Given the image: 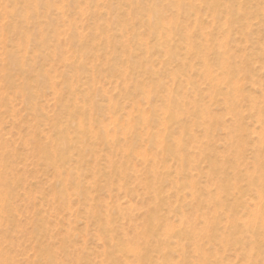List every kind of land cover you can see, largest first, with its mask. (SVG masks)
Here are the masks:
<instances>
[{"label":"rangeland","instance_id":"obj_1","mask_svg":"<svg viewBox=\"0 0 264 264\" xmlns=\"http://www.w3.org/2000/svg\"><path fill=\"white\" fill-rule=\"evenodd\" d=\"M82 1L83 0H75V2L73 0H52V4L54 2L55 3L52 5L51 12L53 11L54 13L52 12L51 14V16H53V21L51 26L48 28L49 30H47V28L46 30L42 28L43 24L45 23L44 18L40 17L36 20L38 23H40V28L36 33V39L38 40V38L41 37L42 33H45L49 39L48 50L44 49V55L46 56H44V58H40L37 56L35 57L32 46H30L29 50L24 49V51H26L27 56H29L28 58L30 62L32 60L35 61L36 67H40L43 72L48 74L47 81L45 82V84L38 87V91L33 101V103H35L42 110V114L44 116L43 121H37V119L34 118L28 108L23 104L22 97H20V94L16 95L12 90L8 91V89L4 87V84L1 80V76L3 73V71H1V67L3 66V62L5 60V52L7 50H10L13 45H17V39L3 31V25L9 22L8 18L6 17V14L4 16L5 12L3 11L9 10L12 7V4L7 0H0V10L3 9L0 12L2 13V15L0 14V100L4 102L3 106L0 104V150L2 149L4 150V152L8 153V164H10L11 166V172L13 171L12 174H15L13 178L16 182L14 186V201H12L14 202L13 205H15L13 206V210L11 212L10 221L0 219V232L2 233V236L0 233V252L2 251V254L4 253L8 256L9 262L11 259V264H125V261L129 262L127 264H140L136 254L130 255L125 258L124 254L120 253V249L121 247H124V243L130 245L129 243L133 244L136 242V240L138 242L137 236L139 238V242L141 241V236L143 237V227H145V223L147 220L146 216L148 214L149 209L153 207L152 202H149L151 201L149 196L147 194L145 195L146 191L143 185L140 184V180H142L147 174L145 160L150 161V163H153L154 165H152L157 168V171L159 173L162 172L161 169L164 168L163 162H166L164 164H166V166L169 168H166L167 172L170 175L172 174V176L174 177V179L172 176L170 178H172L173 180H175V178L176 180L181 179V176L177 174V169L179 168V165L176 161V158L163 153L160 146L151 147L148 145L150 144L148 136L149 133H153L154 137L158 139V133L162 135L160 131L162 130V133H164L163 129L164 131L167 129L164 124L165 122L161 121L163 125L160 127H156L158 125L151 126L150 121H143L142 123H138L139 129L137 131V135L132 133L130 130H127L129 127L127 124L130 123V120L133 117H147L148 115H150L148 112L150 111V108L153 107V105H155L154 107H156V110H158L157 115L159 116V119L163 120L164 118V115L161 110L162 107H159L162 106V102L160 101V99H152V103L150 102V104H148V101L150 100H148L145 96H143L140 92L138 93L137 91V93L141 94L142 96L138 95L135 91V84L137 83L142 85L144 84V86L146 87L145 90L149 91L150 87L153 85V82H155L154 75L147 70L150 68L151 65V68H156V70L159 68L157 71H159V75H161L159 76V79L160 81H162V87L160 86L161 89L157 90L156 94H161L162 96H164V89L168 86L167 88H173L172 91H176L179 93V95H182L180 97H182L185 104L188 105V107L185 106V115L182 116V125L183 127L184 124L186 125V135H184V138L181 137L180 130L177 124V130L175 128V124H172L173 127L167 126L168 129L166 130L168 131L170 129V131L172 130V133L174 132V135L172 134L171 138L167 141L168 143H166L168 145L171 144L170 146L172 147V142L169 141L176 139L179 136V140H173L174 144L172 148L175 151L180 150L178 153H180L184 157L187 156L185 157V159L189 160L192 164V166L190 165L189 167H186L188 169H186V176L188 175L190 177L189 178L187 176L186 179L189 178L191 180V178L193 177L192 180L199 181H195L196 183L200 184L199 187L209 188L212 193L218 191L217 186L214 183L215 178L228 179V181L231 178L232 180H230V183L233 180V182H237L241 187V192L243 191L242 197H244L241 199L244 200L243 202L245 203L246 208L242 205V208H238L240 210L237 209V213L235 216L238 219V224L240 223L239 226L243 225L244 228V225L249 219L248 215H250L252 211L254 212V210H259L261 208L256 207V204H258L259 199L250 191V186L247 181V178L250 172L251 177L253 176L252 174H254L255 176L257 172L255 167L257 168V166H261V164L263 165L261 166V168L263 169L264 167V152L261 151V148H263L264 145V0H230L231 3H233V8L235 10H239V13L234 16V18H237H233L234 20L232 25L225 14V6L227 5V3L224 4L225 6L223 5L225 0L220 1L221 10L217 14H214L209 8V6H207V4L205 5L207 6L206 8L205 6H199L200 8L197 9L198 11L196 13L199 12V16L201 15V21L200 23H197L198 25L196 24V19L194 21V18L196 17L194 14L195 12H189V14L185 16L183 14L178 15L179 18L174 17V19L177 20L173 21H175L174 23L179 29L178 34L173 35V38L175 40L174 48L178 50L181 55V59H184L185 62L188 63L187 65H190V67H187L186 65L185 67H182L180 69V64L182 63H179V61H166L165 64V62L163 61L165 59L164 53L162 51H159L158 48L154 49L152 51V55H149V57L143 54L142 51L140 53L136 50L138 56H136L137 58H135L134 61H137V65L139 68L141 67V70L136 66V71H133L136 73L135 75L131 70H128L127 63H125V61L110 60L113 56H124V54L122 53L124 52V50L122 49V51L121 49H111L107 47V45H105L101 40V38H104L105 36L104 33L110 35V37L112 33V37L119 44L124 46L128 43V40L131 37L129 38L126 32L130 33V28H126L127 30H124L121 27L120 31L118 29L119 23L118 21H115L118 19V17L123 18V20L130 19L128 15L129 12H127V9L129 8L128 4L124 3V1L122 0V7H120L118 6L119 0H105L98 1L97 6H88L86 2H84L86 4L85 5L82 3ZM69 2L70 5L68 9V7H66V3ZM110 4H112L115 9ZM125 5H127L128 8ZM110 6L112 8H110ZM103 8L106 10H103ZM55 12H57V16ZM172 12L173 11H171L170 9L167 10L164 8L162 9V12L160 11L159 18L162 19L164 23L168 25L173 18V14H175L174 12ZM244 12L245 14H243ZM93 14L94 16H92ZM100 14L103 16H101ZM134 20L135 19H132L131 22L128 21L129 24L127 27L133 24L134 28H137V31L139 30L140 32L142 29L141 34L143 33V35H145L144 33L147 28L145 29V26L141 24L142 21L136 20V22H133ZM110 22L112 25L110 24ZM102 24L104 26H102ZM113 24L115 27L113 26ZM121 25L122 23L120 24V26ZM89 26L91 27L89 28ZM196 26H198L199 28ZM242 26L244 27V29L247 30H244ZM99 27L101 28L99 29ZM91 28L93 30H91ZM109 28L110 30H113L110 31ZM73 29H75L76 31H74L77 32V34L79 35L78 40L84 43L85 49V44H88V50L93 43L92 55L87 54L88 56L86 55L82 58L74 56V50L77 51V54H79L78 50H80L81 48H75V46H72L70 43L69 32H71V30ZM64 30L66 31V33ZM198 30L201 33H199ZM90 33H93V37L95 36L97 39L96 41L90 40ZM197 33L201 34L202 37L198 36L197 38ZM182 35L184 36V39L183 41L180 40L178 44L177 41L179 40L176 41V39H180ZM146 36L147 35L142 37L143 43H153V41L150 39L148 40V36ZM194 44L199 46L198 48L200 49V51L198 54H196L197 52L194 53L195 50L192 48V45ZM59 46L60 50L55 51V48ZM179 48L182 49L180 50ZM133 49L134 48H132V50ZM202 49H204L203 58L211 61V63L212 61L215 63L214 60L216 57L214 56H217V52L225 54L223 55V57L226 59L228 56L229 59H227L228 61H226V63L228 62L226 64L227 70L226 68L225 70H221L222 68L218 67L219 65H215L216 63H212L210 67L211 70H213V75L223 81L221 88L226 89V87L224 86L226 85L227 80L230 79H232L234 86H238L239 91L243 96H241L242 99L240 98L239 101L236 100L237 102L235 106L237 109L236 111L240 113L239 115H233V112L231 110L232 105H228V103L224 101L222 96H218L219 98L217 96L212 97L211 93H213V90L210 91V89L212 88H210V85L206 83L207 81H204L205 77L202 72L203 67L201 65L200 60L198 59V57L202 53ZM146 57L148 58V62L146 61L147 64L146 62H144L146 60ZM149 61L153 62L150 63ZM73 62L76 63V66H81V68H84L83 70L85 72L83 71V74H76L74 71H71L68 66L70 64H73ZM114 62L116 63L115 67L113 66ZM161 62L164 66H161ZM141 64H144L145 66L143 65V67ZM191 66L193 68H191ZM212 66L215 67L213 68ZM195 68L198 70H196ZM169 71L172 73V76H170L171 73H169ZM173 71L177 74V76L173 75ZM126 73L128 78L126 77L127 81L124 82L123 79L125 78L124 75ZM180 73L182 76L184 75V77H182L181 75L180 77L178 75ZM200 74H202V76ZM129 75H134L135 78L134 76L132 77ZM89 76L91 77L89 78ZM173 76L177 78L176 82H173ZM129 77H131V81ZM186 79L187 82H185ZM17 82L18 81H16V83ZM189 82H193V84L195 83L194 85L197 84V89H202L201 91H204L203 93L201 92V95L200 93L197 95L198 97L200 96L199 98L197 96H194L195 94H193L195 93L194 89H196V87L193 89L191 87L192 85H189ZM125 84L128 86H126ZM53 86H55L56 88ZM124 86L128 87L127 92L125 91ZM73 87L74 89L71 90ZM53 89L55 90L53 91ZM192 89L194 92L191 91ZM207 90L210 93H207ZM159 91H161V93H159ZM73 93H76L74 98L78 99H80V97H83V94H94V101H96V103L99 105V110L95 111L96 108H93V111H87L88 113H85V117H88L89 121L87 119L85 120L84 116L81 117L80 115L74 118L75 122H78V120L84 118L83 121L85 120V122L91 123V127L93 128V138H85L84 140V144H87L86 146L88 148L81 147V143L78 144L76 138L77 132L68 124V122H66L68 116L66 115L65 111L61 110V106L58 101L61 96L64 99L66 97L73 98ZM129 95L131 96V98ZM153 96L154 95H151L150 97ZM212 98L214 100H212ZM136 100L138 101V103ZM195 100L199 101V104L203 103V106L205 105V107L209 110V114L211 112V116H209L210 119L212 117V122L208 119L204 122V126H200L201 124H195L198 121L194 123L195 120L193 117H191V111L193 110L191 106H193ZM76 102L78 101L76 100ZM133 102L137 103V109L141 108L140 110L142 113L144 112L143 114L140 113V111L137 114L138 110L132 108L134 105ZM109 103H112L113 105L117 106H114L112 107V109H109ZM205 103L207 104V106ZM253 104L255 105L253 106ZM161 115H163V118H161ZM117 117L120 119H116V122L115 118ZM214 120L217 124L214 123ZM57 121L59 124L57 125V127L59 126L58 129L61 133L60 136H63L66 139L70 138L73 141L72 147L70 148L71 152L68 151L69 153H67L69 159H66L64 168L66 167L65 169L67 170L73 169L74 171H79L77 173L79 174V179L81 182V187H79L80 190L74 188L69 184L65 172L67 170L63 169L62 171L59 168L60 164L45 162L41 157L40 148L43 145L51 146L50 139H52V137L55 138L56 136H59L57 134L58 129H56L55 127ZM193 123L195 125H193ZM206 124L209 125V131L207 132H205L204 129L206 127ZM173 130L179 131L175 132ZM99 135L106 136V139H101ZM235 135L237 137H235ZM257 136H259L260 138ZM193 138L195 139L194 141ZM125 139L126 141H124ZM180 139L182 146L177 148L175 147V144L177 141H180ZM236 139L243 141V143L237 141ZM236 142H240V144H236ZM40 143L42 144L39 145ZM43 143H45L46 145ZM199 146H201V148H199ZM203 149H206L207 152H204ZM196 150L198 151L196 152ZM201 150H203L204 154L202 152H199ZM124 154L128 155V158L130 159V165L132 166H128L127 173L129 176H111L108 162L113 161L116 164H119L120 162L121 164L123 161L122 155ZM202 155H204V157L206 158H204ZM259 155H261V158L263 159L259 158ZM211 163L213 166L217 164L216 167L214 166V171L217 170L215 175L213 173V170L209 171ZM133 166L136 167L135 170L137 172L134 171ZM238 171L240 172V174L238 173ZM263 171L264 169L262 170V172ZM211 172L212 174H210ZM189 173H191V176ZM136 176L137 180L135 178ZM240 177L241 181H238L240 180ZM212 179H214L213 182ZM183 180L185 181V179L182 178L180 180V183L183 182ZM241 182H243V184ZM159 189L162 190L161 195L165 198V200H167L166 202L171 203V207H173V209L179 206L178 201L182 202V199L184 201L185 207L183 211L185 215V221L183 220V216V226L178 225L180 224V220L178 219V216H176V214L170 209L165 208L163 209V211H161V217L163 216L161 220L166 221L170 224V226H176L175 228L178 227L177 229H180L182 226L185 230L189 231V229L186 228V224H189L190 227L192 226V224H198L197 226H202L206 220V222L208 223L209 220L210 222L214 221V216L210 211L215 209V207H212L214 205L211 204V202H208L205 207H203L204 211H201L203 212V214H199V212H195L196 209H193V207H191L189 198L190 196H188L189 194L186 192V190L181 193L183 194V198L182 195L180 196L179 194V199L181 197L180 201L177 197L178 194H175V192L171 189L169 183L164 184V186L162 185V187H159ZM79 192H81L80 195L78 194ZM174 195L175 197H173ZM216 195H220L222 200L225 199V196H223V194H219V192H217ZM59 196H62L63 199H60ZM228 201L229 203L232 202L231 199ZM185 202L187 205L185 204ZM224 211H221V214L218 213L220 215L219 220H222L219 221V227L221 230L226 226V221L228 220L226 219L228 218L227 215V217L225 218L226 213H224ZM218 212H220V209H218ZM187 214L190 216H188ZM191 215L194 216V218ZM108 216H111V218ZM106 218H108L110 222L106 227L105 234H102L99 229V224L100 222H104ZM195 218L197 219V221L195 220ZM186 220H189L191 224ZM243 228L241 230H243ZM244 233L246 235H243L244 238H241L242 242L245 245L242 246L243 248L246 246L245 249L248 247L247 251H244L242 246H240L241 244L238 247V245L227 243V245H230V247L228 248H226V245L222 246L220 244L222 248H224L225 246V248L228 249L226 251L225 248H219L220 245L217 246V243L214 246L213 244L215 243L207 242L206 239H204L205 241L202 240V242H206V245L204 246L206 249L208 248V251L211 250L213 254L215 253L217 255L215 256L214 254V257H217L216 261H218L219 259L221 260V262L218 261L219 263L217 262V264H247L246 257L243 258L241 256L245 252H250L248 251L250 250V245H248L247 243H250L252 241V238L250 235H247L246 232ZM224 236L227 235L224 234ZM223 238L227 240V237ZM109 241L117 246L118 251L113 250L112 253H109L108 250L105 249L106 247H108L107 245H109ZM175 241L178 242L175 239L170 240V244L173 243V251H175L178 246ZM187 243L188 242H184V247L187 252H189V254L192 253L191 255H193L194 253L192 250L194 246L192 245V243L189 244L190 242L188 244ZM263 243L261 245L262 247H264ZM118 244H120V246H118ZM130 249H134V247L130 245ZM178 249L179 248H177L176 250ZM261 250L262 255H264V248ZM238 252H241L243 254H241L240 256V254H237ZM178 254L179 252H173L170 258V264L178 263H173L174 261L179 260V257H177L179 256ZM220 255L222 256L221 258ZM1 256L3 257V255ZM214 257L211 258L212 261H214ZM155 258L156 257L154 256V259ZM241 258L243 260H241ZM172 259H174V261ZM244 260L245 262H243Z\"/></svg>","mask_w":264,"mask_h":264},{"label":"bare ground","instance_id":"obj_2","mask_svg":"<svg viewBox=\"0 0 264 264\" xmlns=\"http://www.w3.org/2000/svg\"><path fill=\"white\" fill-rule=\"evenodd\" d=\"M8 2H11L12 4V7L9 9V10H6V11H3L5 12L4 13V16L6 14V17L8 18L9 22H5L6 24L3 25V31H5L8 35L10 36H13L17 39V45H13L11 47L10 50H7L5 52V60L3 62V66L1 67V71H3L2 73V76H1V80L4 84V87L6 89L9 90H12L14 91V93L16 95L20 94V97H22V102L23 104L28 108V110L32 113V115L34 116V118L37 119V121H43V114H42V110L35 104L33 103L34 99H35V96H36V93L38 91V87H40L41 85L45 84V82L47 81V78H48V74L43 72L42 69H40V67H36V62L35 61H31L29 60V56H27L26 54V51L25 50H29L30 46L33 47V53L35 54V57H40V58H44V49L45 50H48V43H49V39L48 37L46 36L45 33H42L41 37L38 38V40L36 39V33L38 32V29L40 28V23H38L36 20L39 19L40 17L44 18L45 20V23L43 24V27L45 30L47 28V30H49L48 28L51 26L52 24V21H53V16H51L52 12V5L55 3L52 4V0H7ZM75 2V0H73ZM98 1H105V0H83L82 3L85 4L84 2H86V4L88 6H97L98 5ZM118 1V0H117ZM124 3L128 4L129 8L127 7V5H125L128 9L127 12L130 19L129 20H123V18H119L117 20H115L116 22L118 21L119 23V27L118 29L120 30L121 27L122 29L124 30H127L126 28H130V33L126 32L129 36V40H128V43L126 45H121L119 44L113 37H112V33H111V37L110 35H107L106 33L104 38H101V40L103 41V43L105 45H107V47L109 48H113V49H118V50H124V52H122L124 54V56H119L118 54V57H111L112 59L110 60H114V61H125V63H127V67H128V70H131L132 72L138 67L137 65V61L135 62V58H137L136 56H138V54L136 53V50L139 51L141 53V51L143 52V54L147 55L149 57V55H152V51L156 48H158L159 51H162L164 53V62L166 64V61H179V63H182L180 64L181 67H185L188 63L185 62V60L181 59V55L180 53L178 52V50H176L174 48L175 46V40L173 38V35H177L178 32H179V29L176 27L175 25V21L173 20H177V19H174V17L176 18H179L178 15H181L183 14L184 16L189 14V12H195V18H194V21L196 19V24L197 23H200L201 19H200V16H199V12L196 13L201 6H205L207 4V6H209V8L212 10V12L214 14H217L221 9V3L220 1L221 0H123ZM199 1V2H197ZM3 2V1H2ZM63 2V1H62ZM197 2V3H196ZM100 3V2H99ZM117 3V2H116ZM121 3H122V0H119V4L118 6L122 7L121 6ZM227 3V5L225 6L224 4ZM1 4V3H0ZM59 4V3H58ZM81 4V3H80ZM85 4V5H86ZM104 4V3H103ZM62 5V4H60ZM69 5H70V2L69 3H66V7H68L69 9ZM78 5V4H77ZM112 7L113 5L110 4ZM223 5L225 6V14L227 16V19L229 20V22L233 23V20L237 17L234 18V16H236L238 13H239V10H235L233 7V3H231L230 0H225V2L223 3ZM235 5V3H234ZM3 6V5H2ZM79 6V5H78ZM110 6V8H112ZM115 6V5H114ZM117 6V7H118ZM200 6V7H199ZM205 6V8L207 7ZM4 7V6H3ZM59 7V6H57ZM61 7V6H60ZM77 7V6H76ZM105 7V6H104ZM161 7V8H160ZM236 7V6H235ZM79 8V7H78ZM114 8V7H113ZM170 9L171 11H173L175 14H173V18L172 20L169 22V24H165L164 21L162 19L159 18V15H160V11L162 12V9ZM223 8V7H222ZM237 8V7H236ZM239 8V7H238ZM60 9V8H59ZM67 9V8H66ZM76 9V8H75ZM84 9V8H83ZM86 9V8H85ZM115 9V8H114ZM3 9L0 10V12L2 11ZM41 10V11H40ZM99 10V8H98ZM97 10V11H98ZM103 10H106L103 8ZM111 10V9H110ZM40 11V12H39ZM62 11V10H61ZM84 11V10H83ZM82 11V12H83ZM92 11V10H91ZM96 12V11H95ZM94 12V13H95ZM172 12V13H173ZM54 13V12H53ZM57 12H55L56 14ZM102 13V12H101ZM112 13V12H111ZM2 15V13H0ZM79 14V13H77ZM92 14V13H91ZM193 14V15H194ZM245 14V12L243 13ZM62 15V14H61ZM83 15V14H82ZM90 15V14H89ZM101 15V14H100ZM106 15V14H105ZM55 16V15H54ZM57 16V14H56ZM59 16V15H58ZM64 16V15H63ZM77 16V15H76ZM81 16V15H80ZM94 16V14L92 15ZM97 16V15H96ZM103 16V15H101ZM116 16V15H115ZM118 16V15H117ZM140 16V17H139ZM245 16V15H244ZM243 16V17H244ZM2 17V16H1ZM60 17V16H59ZM124 17V16H123ZM41 18V19H42ZM63 18V17H62ZM81 18V17H80ZM99 18V17H98ZM116 18V17H115ZM114 18V19H115ZM226 18V17H225ZM234 18V19H233ZM239 18V17H238ZM2 19V18H1ZM5 19V17H4ZM61 19V18H60ZM109 19V18H108ZM122 19V20H120ZM132 19H135L133 22H136V20L138 21H142V25L145 26V29L147 28V30H145V35H147L146 37L148 38V40H152L153 43H150V42H147V43H143L142 41V37L145 36L143 35V33L141 34L142 32V29L141 31L139 32V30L137 31L136 29L137 28H134V25L131 24L129 27L128 26V21L131 22ZM243 19V18H242ZM250 19V18H249ZM78 20V19H77ZM110 20V19H109ZM112 20V19H111ZM82 21V20H81ZM127 21V22H126ZM246 21V20H245ZM99 22V21H98ZM107 22V21H106ZM112 22V21H111ZM110 22V24H111ZM114 22V21H113ZM132 22V23H133ZM243 22V21H242ZM122 23V25L120 26V24ZM127 23V24H125ZM140 23V22H138ZM194 23V22H193ZM64 24H67V23H64ZM99 24V23H98ZM105 24V23H104ZM108 24V23H107ZM117 24V23H115ZM112 25V24H111ZM140 25V24H139ZM198 25V24H197ZM239 25V24H238ZM244 25V23H243ZM251 25V24H250ZM76 26V25H75ZM102 26H104L102 24ZM108 26V25H106ZM114 26V24H113ZM112 26V27H113ZM195 26V25H194ZM1 27V26H0ZM65 27V26H64ZM91 26H89L90 28ZM115 27V26H114ZM143 27V26H142ZM198 27V26H196ZM243 27V26H242ZM246 27V26H245ZM250 27V26H249ZM60 28V27H59ZM57 28V29H59ZM66 28V27H65ZM76 28V27H75ZM78 28V27H77ZM101 27H99L100 29ZM106 28V27H105ZM195 28V27H194ZM199 28V27H198ZM197 28V29H198ZM43 29V31H44ZM68 29V28H67ZM98 29V28H97ZM112 29V28H111ZM140 29V28H139ZM244 29V27H243ZM75 29L71 30V32H69V40H70V43L72 46H75L76 47H80L81 49L78 50V53L77 54V51L74 50L73 54L75 57H80L82 58L83 56H86L87 54H91L93 53V43L92 45L90 46V48L87 50V48L89 47L88 44L86 46V49L84 48V43L79 39V35L77 34V32L74 31ZM91 30H93L91 28ZM110 30V28H109ZM108 30V31H109ZM113 30V29H112ZM110 30V31H112ZM115 30V29H114ZM116 30H117V27H116ZM202 30V29H201ZM200 30V31H201ZM241 30V29H240ZM244 30H247V29H244ZM58 31V30H57ZM65 31V30H64ZM83 31V30H82ZM121 31V30H120ZM249 31V30H248ZM92 32V31H91ZM144 32V31H143ZM195 32V31H194ZM199 32V30H198ZM59 33V32H58ZM57 33V34H58ZM66 33V31H65ZM84 33V32H82ZM81 33V34H82ZM89 33V32H88ZM87 33V35H88ZM201 33V32H199ZM60 34V33H59ZM80 34V32H79ZM196 34V33H195ZM62 35V34H61ZM188 36V35H187ZM199 37H202L201 34H198L197 33V38ZM89 37V36H88ZM90 37L91 39L90 40H93V41H96V37L94 36L93 37V33H90ZM3 39V37H2ZM63 39V38H62ZM184 39V36L182 35L180 37V39H176L179 40L177 41L178 44L181 41H183ZM55 40V39H54ZM89 40V41H90ZM58 41V39H57ZM197 41V40H196ZM63 42V41H62ZM66 42V41H65ZM88 42V41H87ZM194 42V41H193ZM91 44V43H90ZM89 44V45H90ZM62 45V44H61ZM67 45V44H66ZM63 46V45H62ZM88 46V47H87ZM199 46L194 44L192 45V48L195 50L194 53L198 54L200 49L198 48ZM132 48H134L132 50ZM186 48V47H185ZM85 49V50H84ZM180 49V48H179ZM182 49V48H181ZM180 49V50H181ZM60 50V46L59 47H56L55 48V51H59ZM84 50V51H82ZM122 50V51H123ZM220 50V49H218ZM217 51V50H216ZM181 52V51H180ZM203 52H204V49H202V53L201 55L198 57V59L200 60L201 62V65L203 67V75L205 77V80L204 81H207L206 83H208V85H210L209 87L212 88L210 89L213 90V93L212 94V97H218V96H222L224 101H226L228 103V105H232V112H233V115L235 114L236 116L239 115L240 113H238V111H236V102L239 101V99L241 98V93L239 91V88L238 86L236 87V85L234 86V83L232 82V79L230 80H227L226 82V85L224 87H226V89H223L221 88L222 87V80L221 79H218L216 78V76L213 75V70H211V67L210 65L212 63H214L212 61H209L205 58H203ZM224 52V51H223ZM185 53V52H184ZM31 54V53H29ZM59 54V52H58ZM64 54V53H63ZM186 54V53H185ZM217 56H214L216 57L215 58V65H219L218 67H221L220 69L221 70H227V66L226 64V61H228L227 59L228 56H227V59L223 57V55L225 54H222L220 52H217L216 53ZM2 55V54H1ZM116 55V56H117ZM228 55V54H227ZM88 56V55H87ZM1 57V56H0ZM205 57V55H204ZM90 58V57H89ZM151 58V57H150ZM66 59V57H65ZM214 59V58H213ZM35 60V59H34ZM64 60V59H63ZM62 60V61H63ZM86 60V59H85ZM137 60V59H136ZM158 60V59H157ZM2 61V60H1ZM143 61V60H142ZM148 62V58L146 57V60L144 62ZM146 62V64H147ZM150 63H152L151 61H149ZM158 62V61H156ZM155 62V63H156ZM199 62V64H200ZM232 62V61H231ZM134 63V64H133ZM162 63V62H161ZM191 63V62H190ZM189 63V64H190ZM115 62L113 64V66L115 67ZM138 64H139V61H138ZM149 64V63H148ZM158 64V63H157ZM168 64V63H167ZM198 64V65H199ZM142 65V64H141ZM140 65V66H141ZM144 65V64H143ZM142 65V66H143ZM137 66V68H136ZM145 66V65H144ZM143 66V67H144ZM152 66V65H151ZM150 68L147 69L148 71H150L153 75H154V79H155V82H153V85L150 87L149 91L148 90H145L146 87L144 86V84H135V91L137 93L140 92L143 96H145L148 100L150 104V102L152 103V99H157L162 102V106H159V107H162V113L164 115V118H163V115H161V118H163V120L159 119V116L157 115V111L156 110V107H154L155 105H153L152 108H150V111L148 112L150 115H146L147 117H143V116H137L136 118L133 117L131 120H130V123H128L127 125L129 126L127 130H130L132 133H134L135 135L138 134V123H142L143 121L144 122H147V121H150V124L151 126H154V125H158L156 127H160L162 126V122H165V127L168 129L169 126L173 127L172 124H176L178 125V128L180 130V135L182 138H184V135H186V125L184 124V127L182 125V116L185 115V106L188 107V105L185 104V102L183 101V98L180 97L182 95H179L178 92L176 91H172V89L170 88H165V95L162 96L161 94H156L157 93V90H160L161 89V82L160 81V77L161 75H159V71L156 70V68ZM161 66H164L163 63ZM234 66V65H233ZM69 69H71V71H74L76 74H83V69L84 68H81V66H76V63L73 62V64H70L69 66ZM82 67H83V64H82ZM93 67V65H92ZM142 67V68H143ZM149 67V66H148ZM168 67V66H167ZM165 67V68H167ZM187 67H190V65H187ZM213 67V66H212ZM215 67V66H214ZM213 67V68H214ZM237 67V66H236ZM97 68V67H96ZM136 68V69H135ZM160 68H163V67H160ZM169 68V67H168ZM191 68H193L191 66ZM52 69V68H51ZM141 70V67L139 68ZM144 69V68H143ZM155 69V70H154ZM171 69V68H170ZM169 69V70H170ZM196 69V68H195ZM230 69V68H229ZM176 70V69H175ZM186 70V69H185ZM198 70V69H196ZM138 71V70H137ZM238 71V70H237ZM236 71V72H237ZM85 72V71H84ZM130 72V71H129ZM139 72V71H138ZM144 72V71H142ZM158 72V73H157ZM161 72V71H160ZM167 72V71H165ZM181 72V71H180ZM201 72V73H202ZM240 72V71H239ZM131 73V72H130ZM134 75L136 74L135 72H133ZM169 73H171L169 71ZM168 73V74H169ZM178 73V71H177ZM224 73V72H223ZM228 73V72H227ZM1 74V73H0ZM186 74V73H185ZM199 74V73H198ZM51 75V74H50ZM133 75V76H134ZM139 75V74H138ZM167 75V74H166ZM173 75L177 76V74L173 71ZM179 76L181 75L178 74ZM202 76V74H200ZM238 75V74H236ZM129 76H132V75H129ZM132 76V77H133ZM141 76V75H140ZM172 76V73L171 75ZM182 76V75H181ZM180 76V77H181ZM53 77V76H52ZM77 77V76H76ZM87 77V76H86ZM91 76H89L90 78ZM124 79L123 81L126 82L127 81V73L124 75ZM127 77V78H126ZM163 77V76H162ZM174 77V76H173ZM172 77V78H173ZM178 77V78H180ZM184 77V75L182 76ZM203 77V78H204ZM131 77H129L130 79ZM135 78V76H134ZM175 78V77H174ZM174 78H173V82H176V79L175 78V81H174ZM52 79V78H51ZM153 79V80H154ZM165 79V78H164ZM183 79V78H182ZM202 79V78H201ZM136 80V79H135ZM163 80V79H162ZM172 80V79H171ZM225 80V79H224ZM16 81H18L16 83ZM51 81V80H50ZM129 81V80H128ZM131 81V79H130ZM164 81V80H163ZM230 81V82H228ZM136 82V81H135ZM187 82V79L186 81ZM235 82V81H234ZM1 83V82H0ZM128 83V82H127ZM130 83V82H129ZM178 83V82H177ZM182 83V82H181ZM205 83V84H206ZM233 83V85H232ZM236 83V82H235ZM50 84V83H49ZM192 85L191 87L194 89L196 87V89H194L195 94L194 96H197L199 93L201 95V92L203 93L204 91H201L202 89H197V84L194 85L193 82H189V85ZM224 84V83H223ZM54 85V84H53ZM92 85V84H91ZM120 85V84H119ZM126 85V84H125ZM163 85V84H162ZM165 85V84H164ZM188 85V84H187ZM188 85V86H189ZM118 86V85H117ZM128 86V85H126ZM161 86V87H160ZM178 86V85H177ZM181 86V85H180ZM55 87V86H53ZM59 87V86H58ZM69 87H72V86H69ZM67 87V88H69ZM116 87V86H115ZM125 87V86H124ZM189 87V88H191ZM56 88V87H55ZM179 88V87H178ZM182 88V87H181ZM199 88V87H198ZM208 88V87H207ZM4 89V88H3ZM52 89V88H50ZM71 89V88H70ZM69 89V90H70ZM74 87L71 89L73 90ZM76 89V87H75ZM193 89L191 91H193ZM55 89H53L54 91ZM123 90V89H122ZM163 90V92H164ZM176 90V89H174ZM125 91L127 92L128 91V87H125ZM134 91V90H133ZM181 91V90H179ZM193 91V92H194ZM57 92V91H56ZM55 92V93H56ZM162 92V93H163ZM209 91L207 90V93ZM87 93V92H86ZM97 93V92H96ZM135 93V94H136ZM137 93V94H138ZM159 93H161V91H159ZM185 93V92H184ZM183 93V94H184ZM210 93V92H209ZM89 94V93H88ZM85 95L83 94V97H80V99L78 98H74V96L76 95V93H73V98H69V97H66L65 99L62 98V96L58 99L59 101V104L61 106V110L62 111H65L66 112V115L68 116L67 117V120L66 122H68V124L74 128L77 132V141H78V144H80L81 147H87L85 144H84V140L85 138H93V128L91 127V123L89 122H85V120L89 119L88 117H85V113H88L90 111H93V108H96L95 111L99 110V105L96 103V101H94V98H95V95L94 94H90V95ZM141 94H138L140 96H142ZM134 95V94H133ZM132 95V96H133ZM151 95H154L153 97H150ZM11 96V95H10ZM9 96V97H10ZM130 96V95H129ZM203 96V95H202ZM201 96V98H202ZM206 96V95H205ZM8 97V98H9ZM19 97V98H20ZM128 97V96H127ZM198 97V96H197ZM200 97V96H199ZM198 97V98H199ZM243 97V96H242ZM7 98V99H8ZM11 98V97H10ZM106 98V97H105ZM131 98V96H130ZM138 98V97H137ZM219 98V97H218ZM217 98V99H218ZM249 98V97H248ZM121 99V98H120ZM133 99V98H132ZM197 99V98H196ZM210 99V98H209ZM242 99V98H241ZM76 100L78 102H76ZM123 100V99H122ZM135 100V98H134ZM144 100V99H143ZM194 100V98H193ZM212 100H214L212 98ZM237 100V101H236ZM1 101V100H0ZM9 101V100H8ZM98 101V100H97ZM108 101V100H107ZM110 101V100H109ZM133 101V100H132ZM137 101V100H136ZM147 101V100H146ZM187 101V100H186ZM208 101V100H207ZM247 101V100H246ZM80 102V103H79ZM131 102V101H130ZM143 102V101H142ZM155 102V101H154ZM189 102V101H188ZM191 102V101H190ZM197 102V103H195ZM195 102L193 103V106H191L193 108V110L191 111V117L194 118V123L195 124H201L200 126H202L204 124L205 121H207L208 119H210V116H211V112L209 114V110L205 107V105L203 106V103L202 104H199L200 102L195 100ZM199 102V103H198ZM225 102V103H226ZM253 102V101H252ZM134 105H133V109L135 110H138L137 111V114L138 112L140 111L141 112V108L140 109H137V103L133 102ZM132 103V104H133ZM224 103V104H225ZM226 103V104H227ZM239 103V102H238ZM237 103V104H238ZM249 103V102H248ZM0 104L3 106L4 105V102L1 101ZM39 104V103H38ZM127 104V103H126ZM189 104V103H187ZM206 104V103H205ZM251 104V102H250ZM42 105V104H40ZM227 105V106H228ZM255 104H253L254 106ZM109 109H112V107H114L115 105H113L112 103H109L108 105ZM117 106V105H116ZM115 106V107H116ZM135 106V107H134ZM207 106V104H206ZM226 106V108H227ZM106 107V106H105ZM229 107V106H228ZM118 108V107H117ZM101 109V108H100ZM114 109V108H113ZM116 109V108H115ZM143 109V108H142ZM190 109V107H189ZM229 110V109H228ZM239 110V109H238ZM88 111V112H87ZM160 111V110H159ZM187 111V109H186ZM113 112V111H111ZM230 112V111H229ZM110 113V112H109ZM139 113V114H140ZM144 113V112H143ZM142 113V114H143ZM187 113V112H186ZM14 114V113H13ZM47 114V113H46ZM60 114V113H59ZM64 114V113H63ZM62 114V115H63ZM116 114V113H115ZM80 115L81 117L84 116L85 120L83 121V119H80L78 120V122H75V117ZM210 115V116H209ZM232 115V114H231ZM232 115V116H233ZM89 116V115H87ZM189 116V115H188ZM214 116V115H213ZM59 117V116H58ZM65 117V115H64ZM113 117V116H112ZM215 117V116H214ZM80 118V117H79ZM185 118V117H184ZM15 119V118H14ZM77 119V118H76ZM118 120L120 118H115V120ZM217 119V118H216ZM10 120V119H9ZM64 120V119H63ZM116 120V122H117ZM190 120V119H189ZM89 121V120H88ZM215 121V120H214ZM234 121V120H233ZM264 121V120H263ZM192 122V121H191ZM209 122V121H208ZM212 122V120H211ZM210 122V123H211ZM218 122V120H217ZM239 122V121H238ZM190 123V122H189ZM193 123V125H195ZM207 123V122H206ZM209 123V124H210ZM215 124L216 121L214 122ZM88 124V125H87ZM219 124V122H218ZM230 124V123H229ZM236 124V123H235ZM58 124V121L57 123L55 124V127L56 129L59 128V126L57 127ZM118 125V124H116ZM191 125V124H190ZM205 125V124H204ZM203 125V126H204ZM241 125V124H240ZM46 126V125H45ZM115 126V125H114ZM149 126V125H148ZM147 126V127H148ZM168 126V127H167ZM174 126V127H175ZM214 126V125H212ZM220 126V124H219ZM239 126V125H238ZM264 126V125H263ZM211 127V126H210ZM223 127V126H222ZM35 128V127H34ZM43 128V127H42ZM176 130L178 129L177 126L175 127ZM201 128V127H200ZM215 128V127H214ZM234 128V127H233ZM50 129V128H49ZM141 129V128H140ZM166 129V130H167ZM173 129V128H172ZM188 129V128H187ZM203 129V128H201ZM205 129V132L209 131V125L206 124V127L204 128ZM203 129V130H204ZM223 129V128H222ZM239 129V128H238ZM74 130V131H75ZM143 130V129H142ZM164 131L163 129V132L162 133V130L160 131L162 135H160L158 133V139H156L154 137V134L152 133H149V143L148 144L149 146L151 147H161L163 153L165 154H168L169 156H172V157H175L176 158V161L178 162V165H179V170L177 169V174L181 176V179L184 178L185 181L183 180V182L180 183V180L181 179H177L172 176V174L170 175L168 172H167V169L168 168L166 166V162H163V165H164V170H162V172H158L157 171V168H155L153 165V163H150V161H147L145 160L146 162V167H147V174L145 175V177L140 180V184L143 185L146 193L145 195L147 194L150 198L151 201L149 202H152L153 204V207L149 209L148 211V214L146 216L147 220H146V223H145V227L144 230L142 231V234H143V237L141 236V241L139 242V238L137 236V239H138V242L136 240L135 243H129L130 245H132L134 247V249H130V245L124 243L123 246L124 247H121L120 249V253L121 254H124V257L127 258L128 256L130 255H133V254H136L137 258L139 259V263L140 264H170L171 263V256L173 254V252H179V260L177 261H174V259H172L174 262L173 263H176V264H217L218 261L221 262V260L219 259L218 257V261H216V258L214 257V254L212 253L211 250L210 253H211V256L214 257V261H212V257L210 256V253L208 251V248L206 249L204 245H206L205 243L202 242V240L206 239L207 242H213L215 244H213L214 246L216 245L217 243V246L218 245H226L228 247H230V243H232L233 245H239L242 246V245H245L243 242H242V238L243 235H246L244 232L247 233V235H250L251 238H252V241L250 243H247L248 245H250V252H245L244 254L241 253H237V254H243L241 257H246L247 259V264H259V263H263L264 264V255H262V250L264 247H262V243L264 242V179H263V172L262 170L263 169L261 168V166H263L261 164V166H257V168L255 167L256 169V174L254 176V174H252L253 176L251 177L250 176V173H249V170H248V183H249V188H250V191L252 192V194L256 195L257 198L259 199L258 200V204H256L257 206L256 207H261L259 210H254V212L252 213L251 211V214L248 215L249 216V219L248 221L246 222V224L244 225L245 227L243 228V225L242 226H239L240 223L238 224V219L237 217L235 216L236 213H237V209L238 208H242V205L245 207V203L243 202L244 200H242L241 198L242 197V194H243V191L241 192V187L239 186V184L237 182H231L230 183V180H232L230 178V180L228 181V179H216L215 178V181L214 183L216 184L217 186V192H219V194H223V196H225V199L222 200L221 199V196L220 195H216L217 192L215 193H212L211 190H209V188H201L199 187L200 184L196 183L195 181H198V180H191L187 178L186 176V171L188 170L186 167L188 166H192L191 162L187 159H185V157L187 156H183L181 155L180 153H178L180 150H177L175 151L172 147H173V140H176L178 139L179 140V136L178 138L176 139H173V140H170L169 142H172V147L170 145H168L167 141L171 138L172 134L174 135V132L172 133V130L170 131V129L168 131ZM176 130H173L175 132H178ZM191 130V129H190ZM233 130V129H232ZM188 131V130H187ZM240 131V130H239ZM54 132V131H53ZM150 132V130H149ZM232 132V131H231ZM242 132V131H241ZM55 133V132H54ZM189 133V132H188ZM57 134L59 136H56L55 138L52 137V139H50L51 141V146H42L40 149V154H41V157L43 158V160L45 162H51V163H58L60 164V169L63 171L64 170H67L64 168V164H65V161L66 159H69L68 156H67V153L71 152L70 148L72 147V144H73V141L68 138L66 139L65 137L63 136H60V131L59 129L57 130ZM68 135V134H67ZM211 135V134H210ZM101 137V139L104 138V140L106 139V136L104 135H99ZM239 136V135H238ZM241 136V135H240ZM68 137V136H67ZM176 137V135H175ZM235 137H237L235 135ZM259 137V136H257ZM209 138V137H208ZM233 138V137H232ZM250 138V137H249ZM260 138V137H259ZM186 139V138H185ZM190 139V138H189ZM43 140H46V139H43ZM195 139L193 138V141ZM197 140V139H196ZM237 140V139H236ZM251 140V139H250ZM264 140V138H263ZM38 141V140H37ZM76 141V143H77ZM126 141V139L124 140ZM192 141V140H191ZM234 141V140H233ZM237 141H240L243 143V141L241 140H237ZM167 142V143H166ZM198 142V141H197ZM240 142H236V144H240ZM263 142V141H262ZM193 143V142H192ZM253 143V142H252ZM261 143V142H260ZM42 143H40L39 145H41ZM45 144V143H43ZM75 144V143H74ZM84 144V145H83ZM89 144V143H88ZM209 144V142H208ZM5 145V144H4ZM10 145V144H9ZM46 145V144H45ZM203 145V144H202ZM182 146V143H181V139L180 141H177L176 144H175V147H181ZM236 146V145H235ZM234 146V147H235ZM245 146V145H244ZM10 147V146H9ZM156 147V148H157ZM203 147V146H202ZM240 147V146H238ZM255 147V146H254ZM3 148V147H2ZM88 148V147H87ZM110 148V147H109ZM199 148H201V146H199ZM198 148V149H199ZM263 148H264V145H263ZM263 148H261L260 150L264 152ZM39 149V147H38ZM112 149V148H111ZM113 150V149H112ZM204 152H207L206 149H203ZM203 150L199 151V152H203ZM206 150V151H205ZM237 150V149H236ZM69 151V152H68ZM198 150H196L197 152ZM243 151V149H242ZM211 152V151H210ZM260 152V151H259ZM162 153V154H163ZM189 153V152H188ZM201 153V154H202ZM243 153V152H242ZM196 154V153H195ZM261 154V153H260ZM264 154V153H263ZM11 155V154H10ZM189 155V154H188ZM160 156V154H159ZM200 156V155H199ZM204 157V155H202ZM208 156V154H207ZM242 156V155H241ZM263 156V155H262ZM238 157V156H237ZM81 158V157H80ZM206 158V157H204ZM241 158V157H240ZM259 158H261V155H259ZM120 159V158H119ZM255 159V158H254ZM263 159V158H261ZM80 160V159H79ZM121 160V159H120ZM122 163L120 164H116L115 162L113 161H110L108 162L109 164V168H110V174L111 176L113 177H126V176H129L128 175V166L130 165V159L128 158V155L127 154H124L122 155ZM206 160V159H205ZM234 160V159H233ZM236 160V159H235ZM240 160V159H239ZM260 160V159H258ZM243 161V160H242ZM79 162V161H78ZM207 162V161H206ZM236 162V161H235ZM253 162V161H252ZM262 162V160H261ZM202 163V162H201ZM251 163V162H250ZM263 163H264V160H263ZM153 164V165H152ZM198 164V163H196ZM254 164V163H253ZM217 165V164H216ZM216 165H214L216 167ZM256 165V163H255ZM254 165V166H255ZM13 166V165H12ZM131 166V165H130ZM197 166V165H196ZM214 166L210 165V170H215L214 169ZM234 166V165H233ZM239 166V165H238ZM237 166V167H238ZM132 167V166H131ZM134 167V166H133ZM178 167V166H177ZM55 168V167H54ZM106 168V167H105ZM130 168V167H129ZM136 167H134V171L137 172L135 170ZM222 168V167H221ZM69 169V168H68ZM107 169V168H106ZM133 169V168H132ZM169 169V168H168ZM187 169V170H186ZM218 169V168H216ZM231 169V168H229ZM233 169V168H232ZM59 170V169H58ZM221 170V169H220ZM225 170V169H224ZM56 171V169H55ZM61 171V172H62ZM131 171V170H129ZM208 171V170H207ZM212 171V172H213ZM217 171V170H216ZM216 171H214V175L216 173ZM219 171V170H218ZM236 171V169H235ZM255 171V170H253ZM13 172V171H12ZM11 172V166L10 164H8V153L7 152H4V150H0V219H4L5 221H10V217H11V212L13 210V203L12 201L13 198H14V186H15V180H14V175L12 174ZM66 172V175H67V178H68V182L71 186H73L74 188H77L79 189L80 184V179H79V174L77 172H79L78 170H67L65 171ZM145 172V170H144ZM212 172L210 174H212ZM108 173V172H107ZM176 173V172H175ZM188 173V172H187ZM202 173V172H201ZM232 173V172H231ZM238 173L240 174V172L238 171ZM242 173V172H241ZM65 174V173H63ZM81 174V173H80ZM109 174V173H108ZM132 174V173H131ZM135 174V173H133ZM190 176H191V173H189ZM94 176V175H93ZM138 176V175H137ZM137 176L135 177L136 180H137ZM173 177L170 178V177ZM194 176V175H193ZM228 176V175H227ZM238 176V175H237ZM141 177V176H139ZM239 177V176H238ZM250 177V178H249ZM107 178V177H106ZM112 178V177H111ZM234 179V178H233ZM246 179V178H245ZM64 180V179H63ZM134 180V179H133ZM135 180V181H136ZM214 179H212V182H213ZM236 180V179H235ZM110 181V180H109ZM139 181V180H138ZM238 181H241V177H240V180ZM199 182V181H198ZM229 182V183H228ZM170 184L171 186V189L175 192V194H178V199H179V194L180 196L182 195V198H183V193L185 190L186 192L189 194H187L188 196H190V205L191 207H193V209H196L195 212H199V214H203V212L201 211H204V208L205 205L209 202H211V204H213L214 206L212 207H215V209H213L212 211V215L214 216V221L210 222L209 220V223L205 221V223L202 225V226H197V225H193L190 227V225L186 224V228L189 229L188 230H185L183 226V223L185 221V215H184V201L182 199V202H179L178 201V205L176 208L173 209V207H171V203L169 202H166L167 200H165V198L161 195V192L162 190L159 189V187H162V185L164 186V184ZM243 184V182H241ZM240 183V184H241ZM211 184V183H209ZM208 185V184H207ZM213 185V183H212ZM166 186V185H165ZM206 186V185H204ZM215 187V186H214ZM164 188V187H163ZM211 188V187H210ZM248 188V189H249ZM80 190V189H79ZM161 190V191H160ZM165 191V190H164ZM249 191V190H248ZM214 192V191H213ZM246 192V191H245ZM81 192H79L78 194L80 195ZM164 193V192H163ZM248 193V192H247ZM174 194V193H172ZM171 194V196H172ZM245 194V193H244ZM89 195V194H88ZM167 195V194H166ZM251 195V194H250ZM84 196V195H83ZM220 196V197H219ZM249 196V195H248ZM60 199H63L62 196H59ZM170 197V196H169ZM168 197V198H169ZM175 197V195L173 196ZM85 198V197H84ZM172 198V197H171ZM249 198V197H248ZM252 198V197H251ZM256 198V199H257ZM181 199V197H180ZM179 199V200H180ZM186 199V198H185ZM232 200L231 203H229L228 200ZM149 200V199H148ZM177 201V200H176ZM181 201V200H180ZM254 201V200H252ZM171 202V201H170ZM244 203V204H243ZM252 203V202H251ZM186 204V202H185ZM248 204V202H247ZM246 204V205H247ZM255 204V203H253ZM187 205V204H186ZM208 206V205H207ZM217 206V207H216ZM248 206V205H247ZM189 207V206H188ZM252 207V206H251ZM16 208V207H15ZM170 209L172 212H174L176 214V216H178V219L180 220V224H177L181 226V228L183 229H177L175 228L176 226L172 227L173 225L170 226L169 223H167L166 221H163L161 220L162 217H161V211H163V209ZM246 208V207H245ZM210 209V207H209ZM218 209H220V212H218ZM257 209V208H256ZM208 210V209H206ZM226 212H225V211ZM240 210V209H238ZM246 210V209H245ZM251 210V209H250ZM188 211V210H186ZM194 211V210H193ZM208 211V212H209ZM224 211L225 214V218L228 216V219L226 222V226L221 230L219 225V221H222V220H219V214L218 213H222ZM247 211V210H246ZM201 212V213H200ZM207 213V212H206ZM205 213V214H206ZM223 213V215H224ZM239 213V212H238ZM166 214V213H165ZM169 214V213H168ZM186 214V213H185ZM191 214V213H190ZM210 214V213H209ZM188 215V214H187ZM207 215V214H206ZM205 215V216H206ZM227 215V216H226ZM247 215V214H246ZM166 216V215H165ZM184 216V221L182 220ZM190 216V215H188ZM187 216V217H188ZM192 216V215H191ZM201 216V215H200ZM198 216V217H200ZM208 216V215H207ZM222 216V215H221ZM238 216V214H237ZM111 218V216H108ZM194 218V216H192ZM197 217V216H196ZM202 217V216H201ZM210 217V216H209ZM177 218V217H176ZM192 218V219H193ZM204 218V217H203ZM206 218V217H205ZM212 218V217H211ZM188 219V218H187ZM190 219V218H189ZM3 220V221H4ZM167 220V218H166ZM169 220V219H168ZM178 220V221H179ZM195 220L197 221V219L195 218ZM242 220V219H241ZM190 223L189 220H186ZM204 221V220H203ZM240 221V220H239ZM246 221V220H244ZM1 222V220H0ZM110 222V220L108 218L105 219L104 222H100L99 224V229H100V232L102 234H105L106 232V227L108 225V223ZM169 222V221H168ZM241 222V221H240ZM175 223V224H176ZM193 223V222H192ZM199 223V222H198ZM176 224V225H177ZM191 224V223H190ZM222 224V223H221ZM244 224V223H243ZM189 226V227H188ZM222 226V225H221ZM243 230H241L242 228ZM247 229V230H246ZM114 230V229H113ZM1 233V232H0ZM244 233V234H243ZM250 233V234H249ZM101 234V235H102ZM189 234V235H188ZM191 234V235H190ZM224 234H226L227 236H224ZM1 236H2V233H1ZM223 237H227V240H225ZM244 238V237H243ZM4 239V238H2ZM177 240L178 242H176L178 244L177 248H179L178 250L175 249V251H173V248H172V244H170V240ZM225 240V241H223ZM251 240V239H250ZM205 241V240H204ZM247 241V240H246ZM249 241V240H248ZM184 242H190L189 244L192 243V245L194 246L193 247V255L189 254V252H187V250L185 249L184 247ZM187 243V244H188ZM227 243H229L227 245ZM209 244V243H208ZM211 244V243H210ZM231 244V245H232ZM221 245L219 246V248H222ZM264 245V243H263ZM108 247H106L105 249L108 250L109 253H112L113 250H116L118 251V248L115 244H112V242L109 241V245H107ZM118 246H120V244H118ZM176 246V245H175ZM213 246V247H214ZM208 247V245H207ZM237 247V246H235ZM246 247V246H245ZM245 247L242 248L244 249V251H247L248 247L245 249ZM262 247V248H261ZM212 248V247H211ZM216 248V247H215ZM225 248V246H224ZM222 248V249H224ZM225 250L227 251L228 249ZM241 248V247H240ZM241 248V249H242ZM218 249V248H217ZM237 249V248H236ZM216 250V249H215ZM214 250V251H215ZM230 250V249H229ZM224 251V250H223ZM233 251V249H232ZM238 251V250H237ZM4 252V251H3ZM213 254V255H212ZM3 255V257L1 256ZM154 256L156 257L154 259ZM215 256H217L215 254ZM239 256V257H240ZM211 257V258H210ZM222 256L220 255V258ZM238 257V256H237ZM10 259V258H9ZM177 259V258H176ZM240 259V258H239ZM245 259V260H246ZM241 260H243L241 258ZM245 260L243 262H245ZM10 262H11V259H10ZM8 260V256L5 255L4 253L2 254V251L0 252V264H11ZM224 262V261H223ZM125 264L129 263L128 261H125L124 262ZM219 263V262H218ZM13 264V263H12Z\"/></svg>","mask_w":264,"mask_h":264}]
</instances>
